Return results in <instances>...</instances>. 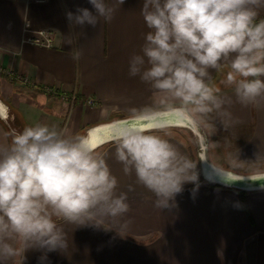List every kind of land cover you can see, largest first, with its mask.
<instances>
[{
    "label": "clouds",
    "instance_id": "1",
    "mask_svg": "<svg viewBox=\"0 0 264 264\" xmlns=\"http://www.w3.org/2000/svg\"><path fill=\"white\" fill-rule=\"evenodd\" d=\"M88 3L91 10L66 13L70 26L95 29L101 21L110 23L125 0ZM261 11L264 0H143L140 15L149 31L141 54L130 57L128 74L149 87L154 104L144 110L141 123L115 125L111 135L115 160L154 195L156 209L175 208L186 183L196 186L195 196L198 161L207 162L223 182L237 181L228 175L235 177L243 162L238 153L229 154V167L223 168L207 158H191L165 137L176 121L199 129L219 120L225 130L234 122L231 97L210 86L212 71L227 70L222 84L239 104L258 108L264 102ZM70 55L79 62L83 50L72 49ZM95 130L74 133L67 126L36 123L7 133L10 142L0 143V264H23L28 250L41 251L42 261L49 252H66L69 236L63 225L125 236L131 210L127 193L118 191ZM218 146L205 142V148Z\"/></svg>",
    "mask_w": 264,
    "mask_h": 264
},
{
    "label": "crops",
    "instance_id": "2",
    "mask_svg": "<svg viewBox=\"0 0 264 264\" xmlns=\"http://www.w3.org/2000/svg\"><path fill=\"white\" fill-rule=\"evenodd\" d=\"M142 3L125 0L110 23L101 21L94 29L70 26L66 18L77 7L91 10L88 0H0V101L6 109L5 116L0 115V143L10 142L7 133L12 129L36 123L86 133L145 115L144 110L154 104L153 93L139 77L128 74L130 57L141 54L149 31L140 15ZM26 22L31 32L24 30ZM40 30L53 31L52 46L26 40ZM76 48L83 50L79 62L70 55ZM4 70L20 72L38 86L50 85L56 94L11 81ZM226 71H212L210 86L231 97L229 111L234 122L226 130L219 120L213 122L214 127L203 128L211 138L220 139L214 147L220 153H238L243 162L236 173L254 174L242 168L264 161V102L258 108L236 102L233 90L222 84ZM89 98L96 100L94 106L86 103ZM165 138L198 159L180 135L170 131ZM101 150L108 153L118 191L127 193L131 210L125 217L130 220L125 236L93 226L74 229L63 225L69 236L66 252H49L42 261L41 251L28 250L23 264H264V188L242 192L215 184L205 178L197 162L195 196L192 189L196 186L186 183L175 198L176 207L160 211L153 206L154 195L136 183L134 173H123L115 160L113 141L102 144ZM207 156L210 163L229 167L228 161H217L210 153Z\"/></svg>",
    "mask_w": 264,
    "mask_h": 264
},
{
    "label": "rangeland",
    "instance_id": "3",
    "mask_svg": "<svg viewBox=\"0 0 264 264\" xmlns=\"http://www.w3.org/2000/svg\"><path fill=\"white\" fill-rule=\"evenodd\" d=\"M199 129H200L201 135L200 133H197L196 131H192L191 129L186 128V127H171L170 131L183 137L190 144L191 148L193 149L198 159L201 158V153L203 152L206 155V157H208L207 155L210 153V156L217 161H222V159H224L223 161H228L227 153L222 154L218 150H216V148L214 147L205 148L206 140L209 139L210 142L217 143L220 139L215 138L214 136H212L211 138L210 135L208 134V131L204 129L203 127ZM198 162H199V165H201V161H198ZM239 167H240V164H239ZM242 169H243L242 171H246L250 173L263 172L264 171V161H260V162L256 161V162L248 163L245 166V168H242Z\"/></svg>",
    "mask_w": 264,
    "mask_h": 264
},
{
    "label": "built area",
    "instance_id": "4",
    "mask_svg": "<svg viewBox=\"0 0 264 264\" xmlns=\"http://www.w3.org/2000/svg\"><path fill=\"white\" fill-rule=\"evenodd\" d=\"M33 1L45 2L47 0H33ZM24 30L26 32H31V27L29 22H26ZM53 39H54V33L52 30H40L33 33V35L26 37V40L31 43L37 45L49 46V47L53 45ZM4 72L7 74V76L10 78L11 81H17L28 88L39 87L43 92L48 94H52V95L56 94V90L52 86L50 85L38 86L31 78L20 72H16L13 70H4ZM86 103L89 106H94L96 104V100H94L93 98H89L86 100Z\"/></svg>",
    "mask_w": 264,
    "mask_h": 264
},
{
    "label": "bare ground",
    "instance_id": "5",
    "mask_svg": "<svg viewBox=\"0 0 264 264\" xmlns=\"http://www.w3.org/2000/svg\"><path fill=\"white\" fill-rule=\"evenodd\" d=\"M5 107L4 105L2 104V102L0 101V115L2 116H5ZM143 117L144 116H138V117H135V118H132V119H129V120H125V121H120V122H110L108 124H104V125H100V126H97L93 129H105V131H101L99 132V136L101 138V140L104 142L106 140H109L112 137L111 135V132H112V128L115 126V125H119V124H125V123H128L130 122L131 120L135 119L137 123H141L143 121ZM172 125H181V126H190L189 124L183 122V121H176L175 123H173ZM192 127V126H190ZM197 133H200L201 135V132H200V129H197L195 127H192ZM91 129V130H93ZM206 158V155L202 152L201 153V160L205 159ZM208 160V159H207ZM208 162L210 163V161L208 160ZM201 167H202V171H203V174L205 176L206 179H208L209 181L211 182H220V183H225L221 180V178L219 176H216L212 173L211 169H210V165L207 163V162H202L201 161ZM227 175V174H226ZM239 178V176L236 174L235 177H232L231 175H228V179L229 181H232L233 178ZM233 183V182H231ZM231 183H225V184H231ZM236 183V182H235Z\"/></svg>",
    "mask_w": 264,
    "mask_h": 264
},
{
    "label": "water",
    "instance_id": "6",
    "mask_svg": "<svg viewBox=\"0 0 264 264\" xmlns=\"http://www.w3.org/2000/svg\"><path fill=\"white\" fill-rule=\"evenodd\" d=\"M140 116H144V115H140ZM135 117H138V116L129 117V118H125V119H121V120H117V121L118 122L125 121V120H129V119H132ZM117 121H115V122H117ZM171 127H186V128L191 129L192 131H195L190 126L172 125ZM110 141H113V138L104 141L103 144L110 142ZM236 174L239 176V178L238 177L233 178L237 181H234L231 184H225V183H220V182H213V183L219 184L222 186L236 188L239 190H244V191L257 190V189H263L264 188V172H259V173H254V174H238V173H236Z\"/></svg>",
    "mask_w": 264,
    "mask_h": 264
},
{
    "label": "snow or ice",
    "instance_id": "7",
    "mask_svg": "<svg viewBox=\"0 0 264 264\" xmlns=\"http://www.w3.org/2000/svg\"><path fill=\"white\" fill-rule=\"evenodd\" d=\"M95 131L101 132V131H105V129H96Z\"/></svg>",
    "mask_w": 264,
    "mask_h": 264
},
{
    "label": "trees",
    "instance_id": "8",
    "mask_svg": "<svg viewBox=\"0 0 264 264\" xmlns=\"http://www.w3.org/2000/svg\"><path fill=\"white\" fill-rule=\"evenodd\" d=\"M240 191L244 192V190H240Z\"/></svg>",
    "mask_w": 264,
    "mask_h": 264
}]
</instances>
